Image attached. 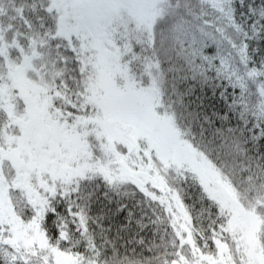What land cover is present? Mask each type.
<instances>
[{
    "label": "snow or ice",
    "instance_id": "snow-or-ice-1",
    "mask_svg": "<svg viewBox=\"0 0 264 264\" xmlns=\"http://www.w3.org/2000/svg\"><path fill=\"white\" fill-rule=\"evenodd\" d=\"M0 264H264V0H0Z\"/></svg>",
    "mask_w": 264,
    "mask_h": 264
}]
</instances>
